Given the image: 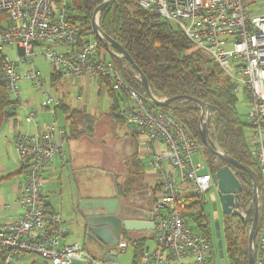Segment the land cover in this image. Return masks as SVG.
I'll return each instance as SVG.
<instances>
[{"label":"built area","instance_id":"2783aa9c","mask_svg":"<svg viewBox=\"0 0 264 264\" xmlns=\"http://www.w3.org/2000/svg\"><path fill=\"white\" fill-rule=\"evenodd\" d=\"M125 1L174 23L196 50L207 54L232 79L236 92L245 93L250 125L247 142L264 183V15L252 16L246 0ZM69 8L70 0H0V19H5L0 49L13 46L19 52L14 61L6 58L1 70L3 83L18 104L19 82H32L42 89L43 107L56 110L57 100L45 89L34 58L46 59L63 79H109L111 93L122 100L119 115L150 152L157 176L153 247L142 249L133 263L215 264L214 242L198 230L197 218L202 211L206 213L209 193L215 190L218 194L216 179L206 162L193 161V155L201 152L200 144L152 99L146 101L126 85L121 73L130 65L125 62L122 69L117 68L113 58L126 61L124 56L113 50L105 35L94 30V25L101 30L102 13L96 12L86 31L74 23ZM154 97L161 103L168 101ZM198 105L204 124L200 127L208 131L213 108L203 102ZM35 117V110L30 109L25 122L31 124ZM68 141L67 126L56 112L46 130L15 135L13 143L24 181L13 205L5 206L13 214L0 223V264H27L28 256L51 264H119L88 256L82 243L65 244L68 229L62 216L47 210L43 171L57 158L67 160ZM255 191L259 193L258 188ZM251 247L256 264H264V222ZM126 248L121 241L117 251Z\"/></svg>","mask_w":264,"mask_h":264},{"label":"trees","instance_id":"16d2710c","mask_svg":"<svg viewBox=\"0 0 264 264\" xmlns=\"http://www.w3.org/2000/svg\"><path fill=\"white\" fill-rule=\"evenodd\" d=\"M104 2L105 0H70L69 9L72 20L86 31L89 30L94 15ZM4 20V18L0 19V29ZM102 29L134 60L146 78L152 94L165 97L168 100L175 98L194 99L207 103L213 108L209 126L212 139L210 142L216 149L222 150L227 157L246 168L248 172L237 166L229 165L225 160L215 156L207 149L208 171L215 178L217 170L226 166L232 169L243 187L240 194V203L243 207H247L254 198L252 189L255 181L263 205L261 212L264 222L262 174L247 142L246 131L249 130L250 125L238 111L239 100L232 79L230 77L222 79L224 72L215 64L208 67L204 72L202 67L207 60L204 52L196 50L180 28L172 22L161 20L159 16L131 2L112 0L102 12ZM5 61L6 57L0 50V128L9 118L10 108L18 105L15 101H11L10 92L1 78V70ZM113 62L117 68L122 69L126 61L113 58ZM121 75L126 85L147 101L148 96L143 84L133 77L132 72L122 70ZM57 80L58 78L53 75L52 84L56 83ZM100 82L115 100L110 108L111 118L109 119L126 125L125 120L119 115L122 100L111 93V81L100 79ZM176 102L169 105L157 104V106L163 112L174 117L198 141L202 148L204 144L199 130L200 109L194 105L176 104ZM65 113L72 114L69 120L73 117L75 119L82 117L90 123L95 121V118H91L88 112L82 115L81 112H71L65 109ZM132 168L133 171L130 174L132 177L123 184L117 185L119 194L125 198L143 186L139 177L140 168L138 169L135 165ZM21 173H23L22 170ZM1 182L2 180H0V184ZM197 222L199 232L213 241L210 216L202 211ZM244 225V228L238 229L237 234H234L232 229L225 233L226 254L229 264H250L251 258L247 247L248 238H246L245 229L251 227L253 221L247 220ZM142 246V241L135 244L138 255L142 252Z\"/></svg>","mask_w":264,"mask_h":264},{"label":"crops","instance_id":"0c3cea01","mask_svg":"<svg viewBox=\"0 0 264 264\" xmlns=\"http://www.w3.org/2000/svg\"><path fill=\"white\" fill-rule=\"evenodd\" d=\"M262 1L264 0H246L252 16L264 15V11L256 12L254 10L255 4ZM52 77L53 74L51 75V81ZM24 98L26 102L24 104V109H19V103L18 105L12 106L9 110V118L0 128V180H2L0 184L1 211L5 210L6 205H10L14 202L22 184V181L16 179V177L20 179L23 173H21V159L13 143L15 135L22 132L34 133L36 131H44L48 126L52 114L56 112L59 116V111L61 112L58 106L56 110L45 109L43 104L39 103V99L35 96L30 97L29 95H24ZM26 109H34L36 112L35 120L31 124L24 122ZM247 109L248 105L246 104L244 116H246ZM122 127L127 128L122 138L124 157V159H122V161H124L123 168L116 166L118 162H114L113 159L110 161V167L117 170L116 172L111 173L104 169L89 165L87 161L89 162L91 158L88 157V149H85L86 152L84 153L79 152L82 151V146H78V144L70 141H68L67 145V160L63 162L57 158L43 171V178L45 181L43 198L47 210L50 213L60 214L63 218L65 227L68 229V235L64 243L67 245L82 243L88 256L100 260L103 259L98 246L94 243L87 242L82 234L78 232L81 202L86 199L119 198L123 201L126 200L127 197H122L119 194L117 185L123 184L128 178L132 177L130 174L133 171L132 166L134 165L138 169L140 168L139 177L143 185L132 193H138L135 198L137 203L142 207L146 206L151 209L158 195L156 186L157 176L151 167L152 157L150 152L140 144V140L132 134L127 125H123ZM248 134L249 130L246 132V135ZM83 161L86 163L83 164ZM118 172H120V174L117 176L116 174ZM148 191L152 192V196L149 197L147 194ZM8 217L1 218L2 220L0 222L6 221ZM127 236L131 239L134 247L137 242L146 239L153 242L152 235L149 231L131 234L126 233L122 239V242L126 244ZM127 249L128 245L121 253H125ZM134 249L136 250V247ZM136 255L137 253H135L134 256L136 257Z\"/></svg>","mask_w":264,"mask_h":264},{"label":"rangeland","instance_id":"374dc122","mask_svg":"<svg viewBox=\"0 0 264 264\" xmlns=\"http://www.w3.org/2000/svg\"><path fill=\"white\" fill-rule=\"evenodd\" d=\"M106 1V0H105ZM112 1V0H111ZM254 10L256 12H262L264 11V1L257 2L255 4ZM100 28L102 29V16L100 18ZM104 32V31H103ZM2 54L9 58L10 60L14 61L18 57V50L16 47H4L3 49H0ZM113 50L118 53V51L113 47ZM194 51V50H193ZM205 57L207 58L205 65L202 67L205 72L208 67H212L213 63L211 61V58L205 54ZM124 60V59H123ZM33 64L37 66L41 72H42V79L45 82V89H49L55 99L57 100L58 107L62 111H59V117L67 126L68 129V137L69 141L78 144V146H82V151L79 152H86L85 149H88V157H90L89 165L95 166L96 168L104 169L106 171H109L111 173L116 172L117 170L110 167V161L113 159L114 162H118L116 166L123 168L124 159L123 157V150H122V138L124 134L127 131V128L122 127V123H118L116 121H112L110 116V108L114 104L115 100L108 94L105 86H102L99 78L97 77H82L78 79H63L59 74H56L53 70L54 68L51 66V64L44 58H34ZM52 68V69H51ZM23 70V66H21V71ZM130 72H132L133 77L140 83L141 77L140 75L130 66ZM54 75L58 78L57 82L52 84L51 82V75ZM228 76L224 73L222 75V79L227 78ZM19 93H20V102H19V109H24V104L26 103L24 101V95L35 96L39 99V103H43L42 98V89H38L35 87V85L27 80L22 79L19 82ZM11 101H14L15 96L13 94H10ZM157 99L160 101H164V99H167L165 97L156 96ZM238 97V110L241 116L244 117V120L246 116H244V113L246 111V104L248 105V100L243 91L237 92ZM176 104H190L198 107L200 109V106L191 101L190 99L183 98L181 100H178ZM86 108V109H84ZM65 109L67 111H78L81 112L82 115L89 113L91 118H95L94 123L88 122V120L80 117V118H74L69 120L71 117V113H65ZM30 109H26L25 116L27 111ZM201 111V109H200ZM63 113V114H62ZM25 116H24V122H25ZM202 112L200 115V122H199V130L200 133L203 132L200 125L204 124L201 121ZM208 124V123H207ZM208 126V137L209 141H212L210 130ZM247 132V131H246ZM26 133V132H22ZM220 153H225L220 150L216 149ZM207 149L205 146H202L201 152L196 153L193 155V161L195 163L199 162H206L208 163V152H206ZM93 153V154H92ZM206 157V158H205ZM83 164L86 162L83 161ZM209 165V163H208ZM210 167V166H209ZM120 172H118L116 175L118 176ZM17 180L24 181V174L20 179L16 177ZM15 179V180H16ZM21 182V183H22ZM253 197H257L258 204H257V210L259 213V221H258V227L256 230V234L259 230V226L263 224V214H262V202L260 200L259 193L256 194L255 189L253 188ZM254 199V198H253ZM209 200L210 204L205 208V211L208 213L211 219V227H212V238L214 242V248L215 252L213 255V262L215 264H229V259L227 256V247H226V241H225V233L229 229H232L234 231V234H237L239 228H244V223L247 220H254L255 216V205L253 200L250 202V204L247 207H243L240 203V200L236 203L237 209L243 214L244 220L242 221L237 216H225L223 214L222 207L219 202L218 194L215 192L209 193ZM14 202H12L10 205L12 206ZM217 203L218 209L216 211L213 210L212 204ZM260 205V207H259ZM13 211L7 209V210H0V221L1 218H7ZM13 214V213H12ZM11 214V215H12ZM10 215V216H11ZM262 215V216H261ZM215 222H220L221 231L223 234V243H224V252L225 256L222 258L218 252L217 249V238L215 236ZM2 223V222H0ZM252 231V226L245 229L246 238H248L247 241V247L249 250L250 258L252 256V247L250 242V235ZM128 237V236H127ZM128 249L125 251V253H119V264H134V259L136 257H139L137 254L136 257L134 256L135 253H138V250L134 249V245L131 242V239L128 237L126 239ZM143 246L142 249L146 247H153V242L149 239H146L142 241ZM25 263L27 264H51L49 262H46L40 257H32L28 256L25 259Z\"/></svg>","mask_w":264,"mask_h":264},{"label":"water","instance_id":"95a60500","mask_svg":"<svg viewBox=\"0 0 264 264\" xmlns=\"http://www.w3.org/2000/svg\"><path fill=\"white\" fill-rule=\"evenodd\" d=\"M111 0H106L100 7V13L104 12ZM94 30L98 35H105L107 40L113 45V47L124 56L126 62L140 75L142 84L146 95L152 99L156 104L169 105L183 98H175L168 100L165 103L157 101L151 92L150 86L138 68L134 60L125 52V50L112 38L108 37L102 30L94 25ZM199 78H201L199 76ZM207 79V77H205ZM191 101L202 104V102L194 99ZM201 139L206 147L212 154L222 158L229 165L237 166L242 170L248 172L246 168L241 166L235 160L227 157L216 150L214 145L208 140L207 129L201 133ZM217 186H218V198L220 205L225 216H237L242 221L244 216L237 209V202L240 200V194L243 190L242 184L236 177L234 172L229 166L217 170L215 174ZM254 189H257V184L254 181ZM147 194L152 196V192L148 191ZM138 193L132 194L127 197L126 200L119 198L112 199H86L80 204L79 209V224L78 232L82 234L87 242L94 243L98 246L102 253V259L104 262L118 263V251L117 247L123 239L124 234H131L142 231H149L153 235L154 230V213L151 209L142 207L137 203L136 197ZM255 205V216L252 225V231L250 235V242L252 243L256 236V230L258 227L259 213L257 210L258 200L255 195L253 199ZM212 208L214 211L218 209V204L213 203ZM215 236L217 238V249L220 256H225L223 234L221 231L220 222H215ZM250 264H256L255 258L251 256Z\"/></svg>","mask_w":264,"mask_h":264},{"label":"flooded vegetation","instance_id":"af4514ba","mask_svg":"<svg viewBox=\"0 0 264 264\" xmlns=\"http://www.w3.org/2000/svg\"><path fill=\"white\" fill-rule=\"evenodd\" d=\"M125 235V234H124Z\"/></svg>","mask_w":264,"mask_h":264}]
</instances>
